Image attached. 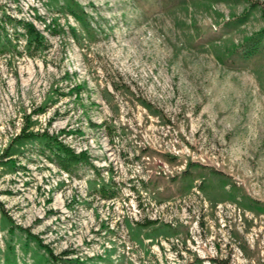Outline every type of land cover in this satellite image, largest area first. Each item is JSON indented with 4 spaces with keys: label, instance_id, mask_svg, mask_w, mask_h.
Returning a JSON list of instances; mask_svg holds the SVG:
<instances>
[{
    "label": "rangeland",
    "instance_id": "1",
    "mask_svg": "<svg viewBox=\"0 0 264 264\" xmlns=\"http://www.w3.org/2000/svg\"><path fill=\"white\" fill-rule=\"evenodd\" d=\"M4 10L47 47L0 50V155L27 125L91 164L69 174L14 143L15 166L0 165V264H55L63 250L83 264H264V0H0ZM102 180L113 196L94 191Z\"/></svg>",
    "mask_w": 264,
    "mask_h": 264
},
{
    "label": "trees",
    "instance_id": "2",
    "mask_svg": "<svg viewBox=\"0 0 264 264\" xmlns=\"http://www.w3.org/2000/svg\"><path fill=\"white\" fill-rule=\"evenodd\" d=\"M73 13L76 17L82 19V14L80 16L76 11ZM87 29H90V26H88ZM262 34L263 31H259L246 39L245 42H247L248 46L243 50L244 55L247 54L246 52L252 53L255 51ZM21 39L24 40V44L20 48L29 54H33L40 48L47 47V39L45 35L36 27L33 21L27 18L14 16L4 10L0 14V50L12 48L20 53V49H18L19 44H17V42H20ZM74 89L77 90L78 85L74 86ZM59 136L58 133L51 132L47 129L30 130L27 125H23L20 131L12 138L11 142L3 150V154L0 155V165L10 164L15 166L14 157L11 156L12 153L10 152V149L14 143L23 140L30 142V144L34 145L38 154L44 155L69 174H73L78 167L83 164H91L90 157L85 149L75 150ZM181 176L184 185L189 187L193 181L192 176L188 174L187 170H185ZM199 185L201 186V184ZM92 188L102 197H111L115 194V189L108 181L105 182L102 180L100 183L94 182ZM149 222L151 223L152 221L147 220V224ZM127 226L130 230L131 225L128 223ZM163 226L165 227V230H172L171 225L168 223H164ZM38 244L43 246L40 241H38ZM68 254L69 252L67 250H63L58 256L55 254H50V256L53 255V262L55 264H57L56 261H59L62 264H83V260L77 256H64ZM218 262L220 264H225L223 260H218Z\"/></svg>",
    "mask_w": 264,
    "mask_h": 264
}]
</instances>
